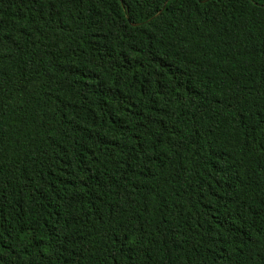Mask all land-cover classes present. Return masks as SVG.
Returning <instances> with one entry per match:
<instances>
[{"label": "trees", "instance_id": "trees-1", "mask_svg": "<svg viewBox=\"0 0 264 264\" xmlns=\"http://www.w3.org/2000/svg\"><path fill=\"white\" fill-rule=\"evenodd\" d=\"M0 264H264V0H0Z\"/></svg>", "mask_w": 264, "mask_h": 264}, {"label": "water", "instance_id": "water-1", "mask_svg": "<svg viewBox=\"0 0 264 264\" xmlns=\"http://www.w3.org/2000/svg\"><path fill=\"white\" fill-rule=\"evenodd\" d=\"M163 8H164V7H163ZM161 11H162V10H161ZM161 11H160V12H161ZM160 12H159V13H160Z\"/></svg>", "mask_w": 264, "mask_h": 264}]
</instances>
